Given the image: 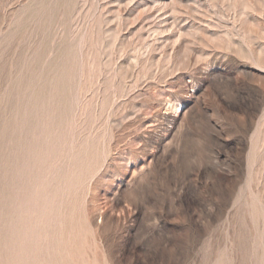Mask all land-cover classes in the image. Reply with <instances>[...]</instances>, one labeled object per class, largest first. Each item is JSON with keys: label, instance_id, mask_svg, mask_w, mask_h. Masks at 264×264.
Masks as SVG:
<instances>
[{"label": "rangeland", "instance_id": "obj_1", "mask_svg": "<svg viewBox=\"0 0 264 264\" xmlns=\"http://www.w3.org/2000/svg\"><path fill=\"white\" fill-rule=\"evenodd\" d=\"M0 264H264V0H0Z\"/></svg>", "mask_w": 264, "mask_h": 264}]
</instances>
